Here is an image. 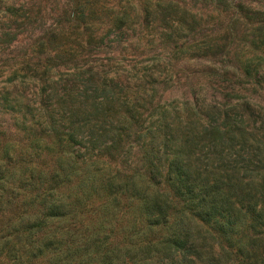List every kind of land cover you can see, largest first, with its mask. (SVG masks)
Instances as JSON below:
<instances>
[{"label":"trees","instance_id":"obj_1","mask_svg":"<svg viewBox=\"0 0 264 264\" xmlns=\"http://www.w3.org/2000/svg\"><path fill=\"white\" fill-rule=\"evenodd\" d=\"M189 1L224 12L228 23L244 20L251 25L249 43L264 48V0ZM148 2L141 4L140 22L131 16L135 7L130 0L113 4L65 0L60 8L48 7L55 17L47 15L46 8L34 0H0V75L5 76L0 82L4 84L0 87V114L13 111V126L23 132L29 146L46 139L61 149L57 168L46 181L49 218L63 220L76 213L73 205L63 204L52 193L71 181L79 167L86 163L96 167L95 159L136 145L143 149L140 169L135 172L143 181L142 190L135 175L117 182L114 174H106L96 183V174L90 179L87 172L77 184L76 200L80 204L82 196L106 191L103 210L113 215L121 197L133 198L128 237L138 243L128 248L127 253L133 252L128 257L131 264L137 262L138 253L142 260L153 259L156 264H264V148L241 112L254 108L251 100L232 99L238 95L239 81L259 84L264 50L258 54L249 45L250 51L241 60L240 52L227 51L224 43L214 39L196 41L187 52L181 49L183 44H176L175 37L183 30L197 29L199 11L177 17L175 13L186 12L177 1L155 0L153 11ZM93 8L95 11H90ZM98 10L104 15L95 20L92 15H98ZM154 11L162 16L153 17ZM104 17L107 20L103 22ZM97 19L102 21L101 31L94 27ZM69 23L80 25L87 35L81 54L87 58L85 64L71 63L72 59L66 60L59 53L61 27ZM137 23L141 29L148 25L160 29L165 46L172 43L179 49L169 51L172 59L190 53L208 61L220 58V64L210 65V73L228 76L229 66L234 80L231 87L207 101L195 83L182 96L183 101H161L156 93L166 80H159V71L123 76L116 62H105L93 54L122 45V35L135 32ZM24 33L28 43L23 53L2 59L7 44L16 43ZM32 59L37 64H30ZM233 60L236 64H231ZM122 77L140 84L135 89L123 86ZM21 81L41 85L32 94L38 101L16 103L17 98L9 99L6 85L16 90ZM62 84L68 87L61 88ZM203 228L204 233L199 230ZM160 231L166 235L154 237ZM119 257L106 254L104 263H128Z\"/></svg>","mask_w":264,"mask_h":264},{"label":"rangeland","instance_id":"obj_2","mask_svg":"<svg viewBox=\"0 0 264 264\" xmlns=\"http://www.w3.org/2000/svg\"><path fill=\"white\" fill-rule=\"evenodd\" d=\"M34 1L46 8L47 15L55 17L48 7L50 9L54 6L60 8L65 0ZM106 1L111 4L118 2V0ZM130 1L135 7V12L130 11L132 18L140 21L141 4L147 0ZM148 1L150 9L153 11L155 0ZM175 1L188 15L185 14L186 12L179 11L174 16L189 17V14L196 10L200 13L197 29L194 32L183 30L178 33L179 38L175 37L178 46L183 44L181 49L188 52L190 50L188 47H191L196 41L207 42L215 39L225 44V50L240 52L241 60H243L244 55L250 51V47L255 48L249 43L252 33L251 25L244 20L228 23V17L224 12L203 8L204 6L189 0ZM90 11L94 12L95 8ZM98 11V15L97 13L92 15L95 20L104 15L103 12ZM161 16L158 11H154L153 17ZM49 19L47 17V22L50 21ZM106 20L104 17L103 22ZM100 22L102 21L97 19L94 27H100L101 31L103 27L100 26ZM139 23L134 27L135 32L129 30L122 35L121 39L124 42L122 45L120 44L119 47L113 45V48L109 47L105 49V52L94 51L93 54L96 53L98 57L105 59V62H116V67L123 76H129L136 71H139L140 74L153 70L159 71L158 74H161L159 80H166L158 87L156 93L161 101H183L184 97L182 96L187 95L191 84L195 83L199 84V92H201L202 98L207 101L208 98L218 96L220 90L231 87L232 81H234L230 76L232 68L228 66V76L215 77L210 73V65L220 64V58L208 61L190 53L183 58L172 59V57H168L169 54H172L170 52H177L179 49L173 48L172 43L165 46L166 40L162 38L164 36L160 37V29H154L152 25L144 26L141 29L142 26L139 27ZM75 24L62 25L58 39L62 50L59 53L63 54L66 60L72 59L71 63L85 64L87 58L81 54L86 48L87 35L82 33L80 25L75 26ZM27 43V34L24 33V36H20L16 43L7 44L1 58L22 54ZM255 49L258 54L264 50L260 45ZM36 58L43 59L38 55ZM107 58L110 59L107 60ZM36 62V59H32L30 64ZM231 64H236V62L233 60ZM261 64L257 75L259 84H253L245 79L239 81L241 84L237 86L238 95H233L232 99L241 102L251 100L254 108L247 111L241 110V112L246 116L248 127L252 128L260 139L259 146L264 148V62ZM77 69L85 70L86 66H78ZM4 79L5 76L0 75V82ZM122 79L123 86H128L131 89H135V86L140 84V81L130 80L128 77H122ZM146 80L153 79L147 77ZM3 85L0 83V87ZM39 86L41 85L36 81H21L16 90L7 85L6 88L10 91L9 99L17 98L16 103H26L28 99L31 103L33 100L38 101L35 98L38 96L34 95L33 97L32 94ZM66 87L68 86L61 85V88ZM6 111L0 114V264H105L106 254L108 257L118 254L119 260L124 259L128 261L127 264H131L128 257L132 256L133 252L127 253L128 248L134 247L138 243L135 238L128 237L131 231V226H129L132 221L130 207L133 205V198L121 197L116 205L118 210L115 214L109 215L105 213L102 206L104 199L108 198L106 191H101L99 194L92 193L87 198L82 196L79 200L81 203L77 204L79 193L77 184L87 172L90 179L92 174H96L93 178L97 179L96 183H99V178L106 177V174H114L117 182L119 180L121 182L126 178L125 176L135 175L139 180L137 186L142 190L144 188L143 181L140 182V178L135 172L140 169L143 149L136 145H126L124 148L120 147L116 151H112L110 157L104 155L98 160L95 159L98 162L96 167L89 166V163L79 167L71 181L65 182L59 191L52 193L53 197L64 201L63 204L73 205L76 213L74 215L69 213L63 220H53L47 216L46 181L57 168L56 160L57 156H60L58 153L61 149L57 145H50L46 139L34 147L33 145L29 146L23 132H18L19 130L13 126V111ZM143 170L141 169V172ZM68 207L66 206V208ZM39 223L40 227L37 228ZM199 230L204 233V228ZM165 235L166 233L160 231L154 234V237H164ZM96 239L101 240L102 243L98 244ZM112 258L115 260V257ZM136 260L135 264H156L153 259L142 260L139 253Z\"/></svg>","mask_w":264,"mask_h":264}]
</instances>
